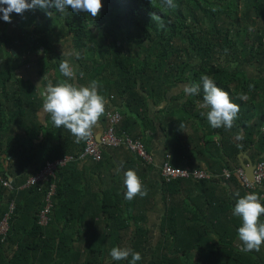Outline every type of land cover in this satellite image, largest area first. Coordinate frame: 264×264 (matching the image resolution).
Wrapping results in <instances>:
<instances>
[{
    "label": "trees",
    "instance_id": "obj_1",
    "mask_svg": "<svg viewBox=\"0 0 264 264\" xmlns=\"http://www.w3.org/2000/svg\"><path fill=\"white\" fill-rule=\"evenodd\" d=\"M242 2L243 0H172L174 6H169L167 0H102L100 15L95 18L84 12H73L70 8L61 13L49 5L44 8L45 13H59L63 16L67 31L63 37L54 38L50 45L45 38H39L35 43L27 40L23 30L21 32L26 42L32 46V55L38 58L41 75L48 76L46 86L49 81L56 84L68 80L59 70L61 61H67L77 77L75 81L69 82L88 85L92 80L99 81L98 91L106 101L105 115L113 110L120 112L124 119L117 132L127 133L134 140H141L140 135L135 134L140 129V119L148 123L151 129L154 128V121L147 115L150 101L155 105L159 104L166 100L171 88L181 84L200 85V92L191 95L184 106L186 116L197 122L206 118L200 114L206 109L199 107L198 112L192 113L196 106L190 111L187 108L193 103L203 102L201 76L208 75L218 87L229 92L233 102L240 108L231 129H211L218 133L228 130L234 135L244 131L246 133L241 134L242 144L223 141L216 145L218 150L223 147L225 152L231 151L237 156L243 150L255 149L258 156H263L261 160H264V0H246V9L240 16ZM254 10L256 14L253 15ZM10 16L13 20L22 17L16 13H11ZM34 18H38L37 13H34ZM1 20L3 19H0V49L8 47L10 42L2 27L5 21ZM67 39L71 40L75 53L70 60L61 57L58 51L60 43ZM247 66L248 69L255 66L262 74L252 77L250 72L248 74L243 70ZM81 72L83 76H80ZM10 80V73L0 75V122L4 124L2 115L7 104L10 100H16L19 114L15 117L19 118L21 125L26 101L31 108L35 104L43 105V101L33 96L34 88L22 82L16 81L17 85L12 90L9 89ZM28 93L32 95L28 96ZM241 94L247 95L248 99H239ZM254 118L258 122L253 127L250 123ZM47 122L48 128L57 133V139L51 143L56 145L48 149L43 143L42 147L49 151L42 155H31L22 149L25 153L21 157L24 164L21 163L26 169L27 178L35 175L46 162L66 155L76 156L85 148L87 139L77 143L67 129L53 125L50 115L47 116ZM182 128L185 126L182 125ZM182 128L177 126L175 132H181ZM37 129L44 127L39 126ZM211 129L210 134L214 133ZM132 162L129 168L134 169L140 177L147 189V196L127 200L124 198L125 187L118 184L114 190L105 192L101 200V214L105 216L107 227L102 228L103 244L94 249L92 244H87L88 255L83 261L64 258L62 261L66 262L63 264H107L104 257L110 253L111 248H128V243L124 242L125 236L131 239L130 248L142 254L150 235L146 227L145 209L150 206L154 196L152 185L142 175L141 164ZM76 164L77 162L69 163L57 171V194L52 199L53 207L46 228L38 224L37 217L43 206L42 192L32 187L17 196H10V200L16 199L17 209L8 237L4 240L0 235V264H60L56 262V256L65 254L66 244L62 240L58 213L61 206L66 205L65 199L73 194V187L65 180V173H75ZM238 167L241 166H227L224 169L234 171ZM150 168L145 172L151 171ZM223 170L218 174L221 175ZM185 182L193 184L190 190L184 187ZM227 185L244 192H255L263 188L248 190L234 174L228 180L220 177L202 182H163L165 201L170 197L173 201L167 204L162 224L163 236L154 254V264H188L191 250L205 248L200 242H184L194 235V238H202L205 230L204 227L190 226L189 217L184 216V213H187V206L195 207L194 204L217 205L218 196L213 200L207 195L198 198L194 189L213 191L222 188L224 191L229 188ZM185 189L189 192L186 193ZM19 196H28L33 203L20 202L17 198ZM72 199L69 204H74L76 197ZM197 215V212H192L190 221L191 218L194 221ZM134 221L136 227L133 231ZM106 238H112L109 246ZM68 250L66 257L73 252V248ZM130 260L131 256L127 260L116 262L129 264ZM137 264H142V260L137 261Z\"/></svg>",
    "mask_w": 264,
    "mask_h": 264
},
{
    "label": "crops",
    "instance_id": "obj_2",
    "mask_svg": "<svg viewBox=\"0 0 264 264\" xmlns=\"http://www.w3.org/2000/svg\"><path fill=\"white\" fill-rule=\"evenodd\" d=\"M18 30V24L12 25V28L8 30L10 34L8 36L10 37L9 46L0 49V75L10 73L9 89L12 90L17 85L15 84L16 81L22 82L24 85L34 88L35 94L33 96L43 101L42 93L46 89L45 81L48 76L44 77V75H41L39 63L32 55V46L26 42L24 36L17 33ZM183 85L185 84L175 86L173 91L168 93L166 100L155 105V108L151 106L147 115L152 120L156 118L157 122H153V129L148 123L140 119V129L135 132V134L140 135V139L147 151L154 157V165L144 164L135 154L125 148H104L102 149L103 160L101 162L96 163L91 160L78 162L75 173H65L67 174L65 175V180L69 181L70 186L73 187L71 188L73 194L65 199L66 205L61 206L58 213L59 227L63 233L62 240L66 246H64L65 252H63L65 254L60 253V256H56V262L63 264V262H66L65 260L62 261L64 258L72 261L79 259L83 261L88 255L89 248L86 247L87 244H92L93 249L103 244L102 228L106 227V220L105 216L101 214L102 197L98 198V196L101 193L103 194V192L114 190L118 183H121L124 187L123 173L127 170V167L132 166V161L141 164L142 175L152 185L151 189L154 199L150 206L148 205L145 209L147 216L146 227H148L149 231H157V244L163 236V218L168 208V199L165 201L163 196L161 175V166L167 155L170 156V163L173 166H189L190 168L203 169L213 173L215 175L214 179H220V174L218 173L227 166H243L244 163L249 165L250 162L258 163L261 160L263 156H258L255 149L243 150L237 156H234L231 151L225 152L223 147L218 150L216 145L221 144L223 141H233L242 144L243 140L241 138L242 135L246 134L245 131L241 133L242 135H234L228 130L224 133H218L211 129L212 127L206 118L197 122L196 119L187 117L183 109L191 95L183 92ZM30 95L32 94L28 93V96ZM200 104L193 103L187 110L190 111L196 106L192 112L196 113L200 109ZM7 105L8 107H6L2 115L4 124L0 122V179L9 181L11 186L5 187L0 183L1 221L8 210L10 202H15L17 209L16 199L10 200V196H17L28 190L27 181L31 176L27 178L26 169L22 166L24 162L21 157L24 156L22 153H25L22 149H25L31 155L33 153L42 155L48 152L49 148L51 149L56 145V143H51L53 141L52 134H57L55 130L48 128L47 116L49 114L42 111L41 104H35L31 108L30 103L26 101L24 104L25 115L21 125L19 124V118L15 117L19 114L16 108V100H10ZM150 105H153L152 101ZM183 121L186 122L183 123ZM256 122H258V119L254 118L250 125L254 127ZM38 125L44 127V129L38 130ZM147 125L148 127L146 128ZM179 125H183L185 128H182L181 132H175ZM106 126L107 121L104 114L92 131L99 137L106 129ZM210 129L214 133L210 134ZM55 139H57V135ZM43 143L48 149L42 147ZM149 168L152 170L146 173L145 171ZM192 185L190 182L184 183V187L189 188V190ZM112 186L113 189H110ZM221 189L217 188L213 191L211 189L193 190L198 198L199 196L207 195L213 200L215 196H218V201L216 198L217 205L201 204L197 206L198 204H194L195 207L187 206V213H184V216L189 217V225L204 227L205 229L203 230L204 235L202 238H194V235L184 240L187 244L200 242L205 245L204 249L190 251L188 264H264V244L261 245L259 251H243V244L239 241L237 235L240 220L232 215V209L236 201L234 194L236 192H239L241 196L246 193H256L262 201L264 199V187L255 192H246V190L244 192L234 186L226 188L224 191ZM189 190L185 189V192L187 193ZM72 197H76L74 204H69L73 200ZM17 198L20 202L26 204L32 200L28 196H19ZM79 201L80 203L78 204ZM32 206L33 204L29 207V210ZM192 212L198 213L194 221L192 218L190 221ZM261 221H264V216H261ZM125 237H123L124 242L128 243V248H130L131 239ZM106 239L105 241L109 246L112 238ZM147 244H151V241H148L142 250V264H146L148 260L144 253L150 256L151 247L147 246ZM70 248H73V252L66 257V250ZM154 252L152 255L155 254ZM104 258L107 264H119L116 260H110L111 256L109 253Z\"/></svg>",
    "mask_w": 264,
    "mask_h": 264
},
{
    "label": "clouds",
    "instance_id": "obj_3",
    "mask_svg": "<svg viewBox=\"0 0 264 264\" xmlns=\"http://www.w3.org/2000/svg\"><path fill=\"white\" fill-rule=\"evenodd\" d=\"M167 2L169 6H174L172 0ZM49 5L61 13L70 8L73 12H84L93 18L100 15L103 7L102 0H0V13H2L0 19L11 23V13L23 15L24 12L34 10L36 7L45 8ZM59 70L68 80L56 84L49 81L42 93V111L50 115L56 128L67 129L79 143L91 135L93 128L105 114L106 101L98 91L99 81L92 80L88 85L69 82L75 81L77 77L67 61H61ZM80 76H83L82 72ZM201 81L203 102L199 107L207 110L202 111L201 116H206L212 128L231 129L238 116L239 105L233 102L228 91L218 87L208 75H202ZM182 90L187 95H196L200 92V85L185 84ZM239 99L246 101L248 96L241 94ZM180 126L182 128V125ZM123 185L126 189L124 198L127 200L148 194L134 169L129 168L124 171ZM234 195L236 201L232 215L240 220L237 235L243 244L242 250L259 251L264 244V221H261V216H264V202L256 193H246L241 196L236 192ZM109 254L117 261L127 260L131 256L129 264H137V261L142 259L139 252L127 247H113Z\"/></svg>",
    "mask_w": 264,
    "mask_h": 264
},
{
    "label": "built area",
    "instance_id": "obj_4",
    "mask_svg": "<svg viewBox=\"0 0 264 264\" xmlns=\"http://www.w3.org/2000/svg\"><path fill=\"white\" fill-rule=\"evenodd\" d=\"M107 126L101 134L99 140L96 134L92 131L91 135L86 140L84 150L78 155H66L58 158L52 162H46L43 167L35 174L29 177L27 181V188L34 187L36 191L42 192L43 206L38 213V224L42 227H48L49 215L53 207L52 199L57 194L56 175L60 168L67 166L72 162H82L91 160L99 163L103 160L104 148H120L125 147L128 151L136 155L146 165H154V157L147 151L144 143L141 140H134L127 133L119 134L117 131L122 123L123 117L118 111H110L106 115ZM198 168L183 169L181 167H174L170 163V156L167 155L164 163L161 166L162 180L165 183H170L176 180H189L193 182L212 181L215 178L213 173ZM235 175L239 182L243 184L248 190H255L258 187H264V160L256 164V180L251 182L246 169L241 166L234 171L224 169L219 176L226 180ZM54 180V181H52ZM0 183L5 187H10L9 181L0 179ZM16 204L10 202L8 210L0 223V235L5 240L8 237L11 221L15 215Z\"/></svg>",
    "mask_w": 264,
    "mask_h": 264
},
{
    "label": "rangeland",
    "instance_id": "obj_5",
    "mask_svg": "<svg viewBox=\"0 0 264 264\" xmlns=\"http://www.w3.org/2000/svg\"><path fill=\"white\" fill-rule=\"evenodd\" d=\"M245 9H246V0H243L242 8H241V11H240V16L245 11ZM34 13L38 14V18H36V19L34 18ZM49 13H50V15H49ZM49 13L48 12L45 13L44 8L36 7L34 10H29V11L24 12L22 17H21V19H19V20H13V18H11V23L4 22V24L2 26L3 27V31L5 32V34L7 36H10L8 30H10L12 28V25L18 24L19 30H18L17 33H20V35H22V36L26 35L27 40H31L32 42L35 43V40H37L39 38L40 39L41 38H45V41L49 42V44L51 45L52 41L54 40V38L60 39V37H63V34L65 35L67 33V31H66V28L64 26L63 16H61L59 13H52V12H49ZM252 14L253 15L256 14V10H254L252 12ZM0 17H2V13L0 14ZM1 21H3V20H1ZM44 27H45V30H43ZM22 30H23V34L24 35L21 32ZM109 42H111V40H109ZM60 46H61L60 50H58V49L57 50L60 52L59 55L61 57H64V58H67L68 60H70L71 58H73L75 56V53H74L73 48L71 46V40L70 39H67L66 41L65 40L62 41L60 43ZM57 50H56V52H57ZM33 58L34 59H38L36 55H33ZM254 69H256V70H254ZM243 70L246 71L248 74L251 73L250 75H252V77L253 76L254 77L258 76L259 77L262 74V73H260L258 71V69L255 66L252 67V68H249V69H248V66L247 67H243ZM173 88H171L170 92L173 91ZM151 106L153 108L156 107L155 104H153V105H150V109H151ZM106 115H105V117H106ZM153 121L157 122L156 118ZM55 136L56 135L52 134V140L53 141L56 140ZM181 168L186 169V170L190 169L189 166L181 167ZM193 169H195V168H193ZM196 170H200V169H196ZM161 175H162V173H161ZM184 181H189V180H184ZM172 182H174V181H172ZM172 182H170V183H172ZM118 185L121 186L122 184L118 183ZM110 189H113V186ZM104 193L105 192H103V194L101 193V195H99L98 198L103 197ZM172 201H173V199L171 197L168 198L167 204L171 203ZM230 202H231V200H230ZM15 213H16V210H15ZM146 221H147V219H146ZM135 227L136 226H135V221H134L132 223L133 231L135 230ZM127 237H129V236H126L125 238H127ZM157 237H158L157 231H155V230L154 231H150V235H149L148 241H151V244H147V246L151 247L150 256H149V254L147 255L146 253H144V256H147V259H148L146 261V264H154V255H152V254H153L154 250L157 248V244H158V243L156 244V238Z\"/></svg>",
    "mask_w": 264,
    "mask_h": 264
},
{
    "label": "water",
    "instance_id": "obj_6",
    "mask_svg": "<svg viewBox=\"0 0 264 264\" xmlns=\"http://www.w3.org/2000/svg\"><path fill=\"white\" fill-rule=\"evenodd\" d=\"M101 136V135H100ZM100 136L99 137H97V139L99 140V138H100ZM243 167L246 169V172H247V174H248V177H249V179H250V181L251 182H255V180H256V175H255V171H256V163H251L250 162V164L249 165H247V164H243Z\"/></svg>",
    "mask_w": 264,
    "mask_h": 264
}]
</instances>
